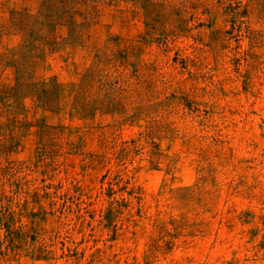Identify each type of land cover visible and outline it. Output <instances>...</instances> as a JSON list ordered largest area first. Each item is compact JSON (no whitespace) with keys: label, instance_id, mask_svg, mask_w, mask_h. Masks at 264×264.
<instances>
[{"label":"rangeland","instance_id":"1","mask_svg":"<svg viewBox=\"0 0 264 264\" xmlns=\"http://www.w3.org/2000/svg\"><path fill=\"white\" fill-rule=\"evenodd\" d=\"M0 264H264V0H0Z\"/></svg>","mask_w":264,"mask_h":264}]
</instances>
